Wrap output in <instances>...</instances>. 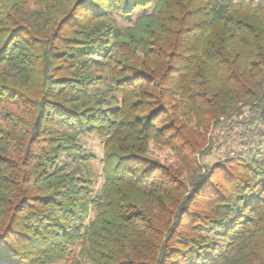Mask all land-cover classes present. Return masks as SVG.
I'll use <instances>...</instances> for the list:
<instances>
[{
  "label": "trees",
  "instance_id": "trees-1",
  "mask_svg": "<svg viewBox=\"0 0 264 264\" xmlns=\"http://www.w3.org/2000/svg\"><path fill=\"white\" fill-rule=\"evenodd\" d=\"M0 264H264V0H0Z\"/></svg>",
  "mask_w": 264,
  "mask_h": 264
},
{
  "label": "rangeland",
  "instance_id": "rangeland-1",
  "mask_svg": "<svg viewBox=\"0 0 264 264\" xmlns=\"http://www.w3.org/2000/svg\"><path fill=\"white\" fill-rule=\"evenodd\" d=\"M118 22L122 25H128L130 21L128 19L122 18L118 15H115ZM134 17H132V20ZM81 143L84 147L85 154L92 155L96 158V161L92 164L90 172L94 175L99 177L98 180V191L101 189V186L103 184V178H102V171H103V156H104V150H103V140L97 136L89 137L82 135L81 137ZM150 157L153 160L160 161L164 164H170L172 163L171 154L166 152H158L152 145L150 148ZM218 157L212 156L208 159L209 163L214 164L216 163ZM65 160V159H63ZM94 215L92 214L91 219H93Z\"/></svg>",
  "mask_w": 264,
  "mask_h": 264
}]
</instances>
